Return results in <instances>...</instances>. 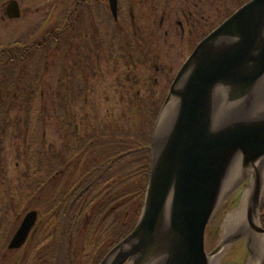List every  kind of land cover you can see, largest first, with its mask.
<instances>
[{"label":"rangeland","instance_id":"rangeland-1","mask_svg":"<svg viewBox=\"0 0 264 264\" xmlns=\"http://www.w3.org/2000/svg\"><path fill=\"white\" fill-rule=\"evenodd\" d=\"M11 1L0 0V51L15 43L39 41L44 32L56 25L65 12H69L73 4V0H13L19 8V15L9 17L7 9ZM132 1V13L126 17L123 11L118 10L113 20L102 0H79L73 12L70 11L71 22L68 30L66 29L65 40L63 38L58 41L57 46L53 45L54 50L51 52L35 56L34 58L39 59L37 63L33 64L31 60L30 63L19 64L20 68L12 70L18 75L21 73L23 76L28 74L31 77H40V81L36 79L37 85L31 88L27 85L19 98L22 100L28 98L27 94L34 93L31 107L41 104L42 113L32 120L35 124V135L32 134L34 125L30 126V120L27 119V116L30 117L26 113L27 108L18 112L17 108L12 106L11 110L3 109L0 114V264H43V257L50 258L47 248L54 251L52 248L55 249V246L58 247L61 264H71L70 255L73 253V264L84 262L85 258L80 256L84 240L80 239V244L75 250H69L68 241L69 244H76L79 237L86 235L87 229H90L89 223L95 218L93 216L90 220L83 215V211L88 209L85 202L81 204L78 200L79 202L72 206V211L79 210L80 213L73 211L74 217L71 220L58 213L52 226L43 228L50 220L44 221L39 229H35L28 243L32 247L30 246L27 252L26 246L20 251L7 249L6 238L18 227L16 215L22 213L25 208V212H39L41 204L44 205L48 201L51 203L55 199L58 195L55 196L57 187H61V173L58 171L60 169L53 170V163L62 164V161H68L67 165L65 164L68 171L63 177L66 179L68 173L76 170L77 166L84 165L81 164L82 157L71 152L73 149H80L79 147L86 143L98 149L103 148L104 144V148H112L114 144L123 143L125 134H134L129 124L134 106L143 103L139 102L138 98L145 99L142 107L144 115L150 107L152 110L157 109V121H154L151 135L153 138L155 134L157 140L160 118L171 109L167 106L168 102L164 103L166 91L189 53V50L182 51L188 45L184 43L186 38L183 40L180 37L174 12L175 5L182 0H170L167 9L159 13H155V9L158 7L156 2L160 0ZM163 2L165 1L161 0V3ZM203 2L197 16L202 20L201 24H210L215 28L220 20L227 17L221 6L222 2ZM203 29L200 25L197 34L206 31ZM83 50L87 52L86 56L82 54ZM63 58L65 60H62ZM12 71L4 70L0 66V80L4 77L10 78ZM1 89L2 85L0 93ZM83 94L88 96V105H84L80 97L76 98ZM249 107H245L242 112L248 114ZM243 115L245 114L233 118L241 120L239 117ZM36 152L39 156L42 154L41 159L53 167L46 183L40 184H44L41 188L34 187L35 176L39 174L36 181L43 180L40 163L39 169L37 164L36 168L33 164L34 160L37 161ZM66 152L73 156L66 157ZM98 161L99 158L94 162ZM33 169H36V173ZM238 191L239 188L234 189L219 203L205 228L204 251L210 254L216 246L221 245L214 254L215 264H249L250 260L256 257L258 237L264 233L252 227L247 233L249 235L238 234L229 243L222 244L225 217L239 205V195L242 192L238 197L235 194ZM262 196L264 197V189H261ZM98 200L95 211L90 208V211H94L92 215L98 214L97 217L102 216L105 208ZM253 217H256L254 224L264 229L259 208L254 209ZM107 219L109 221L104 228L119 227L115 217L108 216ZM59 223L68 226V232L64 234L62 228L61 235L58 236ZM90 232L92 235L93 229ZM106 232L98 229L96 236L92 237L93 240L100 235L104 236ZM61 236L64 237L65 243L58 246L57 243L62 242L59 239ZM36 247H44L47 252L34 253ZM131 262L127 259L123 264ZM142 262L143 258L137 264Z\"/></svg>","mask_w":264,"mask_h":264},{"label":"water","instance_id":"water-1","mask_svg":"<svg viewBox=\"0 0 264 264\" xmlns=\"http://www.w3.org/2000/svg\"><path fill=\"white\" fill-rule=\"evenodd\" d=\"M109 1L115 15L116 1ZM8 6L7 15L17 17L19 8L16 2L12 0ZM251 17L260 23V44L247 67L237 70L243 50L245 26ZM221 46L227 48L225 54L200 66L184 88L176 91L184 73L201 65L203 54ZM263 65L264 0H250L199 42L174 77L164 103L174 94L178 95L176 123L159 155L156 153L155 134L151 140L147 188L139 219L133 230L99 264H106L118 249H121L120 255L112 264H123L127 259L132 261L131 264L139 263L169 196L170 235L174 243L166 264H207L204 232L217 207L216 195L226 162L234 157L239 158L245 168L258 157L264 156L263 124L243 126L237 122L238 125L232 124L227 130L207 138V101L215 88H231L232 98L243 95L263 71ZM261 189L257 185L256 194L260 198ZM35 220V211L26 213L9 242V248H18L24 243ZM137 236L139 248L126 250L127 242ZM216 251L213 250L210 256Z\"/></svg>","mask_w":264,"mask_h":264},{"label":"trees","instance_id":"trees-1","mask_svg":"<svg viewBox=\"0 0 264 264\" xmlns=\"http://www.w3.org/2000/svg\"><path fill=\"white\" fill-rule=\"evenodd\" d=\"M70 15V11L65 12L63 18L60 19L56 25H53L48 31H46V33L44 32V35L39 41L15 43L14 45L2 49L0 51V66L3 67L4 70L12 71L15 68H20L18 67L19 64L25 65L30 63L31 60L33 64L37 63L39 59L34 58L35 56L45 52H51L54 50L53 45L57 46L59 43L58 41L63 38L65 40L66 29L70 27L69 24L71 22ZM82 52L83 55L87 54L85 50ZM62 60L65 59L63 58ZM36 79L40 81V77H31L28 74L23 76L21 73L18 75L13 72L10 78L6 79V77H4L0 80V85L3 87L0 93V114L3 109H10L12 106L16 107L18 112L27 108L26 113L30 116H27V119L30 120V126L34 125L32 128V134L34 135L35 124L32 123V120L36 119V116L39 117V115H41V104L34 108L31 107L32 104L30 102L34 93L27 94L28 98H23L22 100L19 97H21L20 94H22V90L27 88V85L28 88H31L33 85H37L35 83ZM23 93L25 95V91H23ZM138 99L139 102L144 103L145 101L142 97ZM13 103H17V105H14ZM26 103L27 105L25 106L24 104ZM143 103L142 105L134 106L135 108L132 110V116L130 118L132 120L129 124L130 130L132 129L131 131L134 134H125L126 138L124 139L125 141L123 140V143L119 142L118 144H114L112 145V148H104L105 144H102L103 148L99 149L93 148L96 146L91 147L89 143H86L82 144L79 147L80 149H73L71 152L74 153L75 156L77 155L82 157L81 164L84 165L77 166L76 170L68 173L69 176H67V179L63 177L68 171L67 166H65L68 161H62V164L61 162L53 163L55 166V169L53 170L56 171L57 169H60L58 171L61 173V187H57L55 196L57 194L58 195L53 201H51V203H48L49 201L44 205L39 203V205L41 204L39 206L40 209H38L39 218L43 221L50 220V222L43 225V228H47L49 225L52 226V224L55 223V218L58 213L62 217H66L71 220L72 217H74V214L72 213L74 211H72V206H75L78 200H80L81 204L85 202L88 209L83 211V215L85 217H89L90 220H92L93 216L95 218L91 223H89L90 229H87L86 235L81 238L79 237L78 241L74 240L77 241V243L74 244V247L71 246L72 242L69 244L68 241V245L70 246L69 250H75L80 244V239L84 240V248L82 247L83 250H81L80 256L85 258V261H81L80 264H87V262L88 264H98L105 254L132 230L140 214L141 202L144 199L148 177L151 134L156 118L155 115L157 114V109L154 108L152 110L150 107L146 110L144 115V111L142 109V107H144ZM31 115L34 116L31 117ZM1 117H3V115H1ZM16 118L19 119L18 117ZM147 129L148 131H146ZM127 132H129V130H127ZM65 154L66 157L73 156L71 153L66 152ZM41 157L42 154L39 156L36 152L37 161L34 160L33 164L35 168L37 164L38 168V163H40L42 167L41 178L43 180L39 178L42 182H38L36 180L39 174L35 176L34 187L40 186L41 183L45 184L47 177L50 173H52L50 170L53 167H50L47 164L49 162L41 159ZM92 157H94L93 160ZM97 158H99V161L94 162ZM33 171L35 172L36 169H33ZM44 184H42L39 188H41ZM85 187H88V189L80 194L81 190ZM96 198L97 200L99 198L98 202L102 203V206L105 207L103 209L102 216L99 217H97L98 214L92 215L97 205ZM90 208H94V211H90ZM112 208L114 211L111 210ZM115 208L123 210V215H119ZM25 209L20 214L25 213ZM78 211L79 210L74 212L76 213ZM108 216L115 217V222L118 223L119 227H111L112 225L109 224L111 228H109V226L104 228V225L109 221L107 219ZM75 218H77V216H75ZM261 220L264 223V199L261 206ZM101 222L102 224H100ZM41 225L42 224L40 223L37 228L39 229ZM62 228L64 234L68 232V226L64 224L61 225V223H59L57 226L58 236L61 235ZM92 229L93 233L91 235L90 231ZM98 229H102L104 232H107L104 236L100 235L93 240ZM59 239L62 242H58V246L65 243L63 236L59 237ZM30 246L31 245H28L25 249L26 251H24L27 252ZM57 248L56 246L55 249L52 248L54 251L47 248L48 256H50V258L43 257L41 263L47 264L49 261L48 264H61L60 262L62 259L59 257ZM41 251H46V249L44 247H36L33 252L40 253ZM74 256V253L70 255L71 264H73V262L75 263Z\"/></svg>","mask_w":264,"mask_h":264},{"label":"bare ground","instance_id":"bare-ground-1","mask_svg":"<svg viewBox=\"0 0 264 264\" xmlns=\"http://www.w3.org/2000/svg\"><path fill=\"white\" fill-rule=\"evenodd\" d=\"M115 1L116 3L114 8L116 10L117 0ZM234 12L235 11H233L231 14ZM231 14H229V16ZM259 29L260 23L255 17H251L247 20L245 26L246 33L243 36V50L237 70H244L247 67L248 62L254 55V51L260 44ZM205 37L206 36H204L200 41H202ZM187 48L188 46L186 49ZM226 51L227 48L225 46H221L203 54L201 59L202 64H199L198 67H192L186 73H184L183 78L180 81V85L177 87L176 91L184 88L187 80L196 73L200 66L205 65L206 62L212 60L213 58L222 57ZM86 55L87 54L84 56ZM178 71L176 72L175 76L177 75ZM251 86L252 87L243 95L237 96L236 98H232L233 90L231 88H215L212 91L207 101L209 110L207 115L209 124L206 128L207 138H212L222 131L227 130V128L232 124L238 125L237 122L242 123L243 126H255L260 124L264 125V65L263 71L258 75ZM86 94L88 95V93ZM86 94L76 96V98H81L80 100L84 105L89 104V99ZM167 94L168 90L166 91V96ZM177 97L178 95L174 94V96L169 99L167 106L171 109H169L170 111H168L166 114H163L158 124V136L156 140V153L158 155L163 150L165 142L169 139L176 123V115L179 105V99ZM175 98L177 99L175 100ZM226 103L228 104L227 106L225 105ZM247 106H250L247 109L248 114L242 112ZM227 107L229 108L227 109ZM242 113L245 115H243V117H239L241 120L233 118L240 116ZM156 121L157 119L155 118V122ZM247 165L248 166L244 168L240 162V159L234 157L226 162L223 172L221 173L219 188L216 195V206H218L219 203L234 189L239 188V191L237 192L238 194L235 193L237 196L240 194V192H242L239 195V205L233 211L229 212L225 217L223 226L225 232L223 235L222 244L229 243L231 239L233 237H237L236 235L238 234L243 236L249 233L252 227L255 229L257 227L256 224H254L256 222V217L254 218L253 216L254 209L257 210L259 208L261 212V206L264 199L263 196L260 198V195L258 197L256 194L257 185H260V187L264 189V156L258 157L255 162H251ZM169 195H171V193ZM170 200L171 197L169 196L158 218L154 231L152 232L149 241L146 243V249L143 253H141L142 258H144V261L141 264H166L168 260L172 244L174 243V239L170 235ZM115 209L118 211L119 215H123V210L120 208ZM262 232H264V230H262ZM129 233H127L125 237ZM261 234L263 235L259 234L260 237H258L259 239L256 243V257H254L253 260L251 259L249 264H264V233ZM139 244L140 243L137 236V238L134 240L127 242L126 250L137 249L139 248ZM72 245L74 244L71 243V246ZM218 246L214 248V251H218L220 249L221 245ZM120 252L121 249H118L116 253L110 256V259L106 264H112L116 257L120 255ZM214 254L211 256L210 254H207V264H215L216 258H214ZM222 254L223 251L219 255L221 256Z\"/></svg>","mask_w":264,"mask_h":264},{"label":"flooded vegetation","instance_id":"flooded-vegetation-1","mask_svg":"<svg viewBox=\"0 0 264 264\" xmlns=\"http://www.w3.org/2000/svg\"><path fill=\"white\" fill-rule=\"evenodd\" d=\"M78 1L79 0H73L72 10L74 9L75 4ZM102 1L105 2V4H106L105 7L110 12V14L112 15V19H113L114 15H113V13L111 11L109 0H102ZM164 1L165 2H163V3H161V0L158 3L156 2V6L158 5V7H156V9H155V13H159V11L163 12V11H165V9H167L168 4L170 3V0H164ZM247 1H249V0H221V2H222L221 6H223V8H224V10L226 11V14H227L226 16L228 17L229 14H231L233 11L238 9L240 6H242ZM132 2H133L132 0H117L116 10H115L116 14H118V10H119V12L123 11L125 13L126 17H127V15L132 13L133 7L130 6V3L132 4ZM179 4L175 5V10H174L175 15H176V24H177V27H178L179 32H180V37L183 40L186 38L184 43L186 42L187 43L186 45H188V48L184 49L182 51L189 50V53H191V51L200 42V40L213 29L212 28L213 26H211L210 24L209 25L201 24L202 20L200 21L199 17L197 16V14L200 12V8L203 7V4H204L203 0H182L181 2H179ZM226 18H224V19H226ZM224 19L220 20L218 24H220ZM113 20H115V19H113ZM161 20H162V18H161ZM200 25L204 28L203 31L204 30H206V31H204L203 33L201 32L200 34H197V28ZM183 46L184 45H182V47ZM189 53H188V55H189ZM86 188L87 187H85L83 190H81L80 194L82 192H84ZM111 210L114 211L113 208ZM23 216H24V214H19V215L16 216V221L18 222V224H17L18 226L21 223V220H22ZM43 222L44 221L40 220L39 214L37 213V218L35 220V224L32 226V228H31V230L29 232V235L27 236V240H26L25 245H22L21 247H18L16 249H9L8 243H9L11 237L13 236L14 232L16 231L15 230L12 234H9L10 235L9 239L6 241L7 242V249L8 250H19L20 251L25 246L27 247L28 243H29V240L31 239L35 229H37V227H38V225L40 223L43 224ZM26 247H25V249H26Z\"/></svg>","mask_w":264,"mask_h":264}]
</instances>
